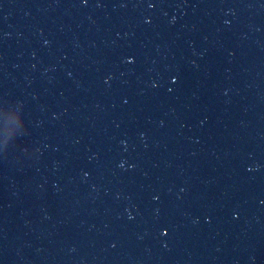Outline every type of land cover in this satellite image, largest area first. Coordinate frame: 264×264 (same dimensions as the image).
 I'll use <instances>...</instances> for the list:
<instances>
[{
	"label": "water",
	"instance_id": "water-1",
	"mask_svg": "<svg viewBox=\"0 0 264 264\" xmlns=\"http://www.w3.org/2000/svg\"><path fill=\"white\" fill-rule=\"evenodd\" d=\"M0 264H264V0H0Z\"/></svg>",
	"mask_w": 264,
	"mask_h": 264
}]
</instances>
